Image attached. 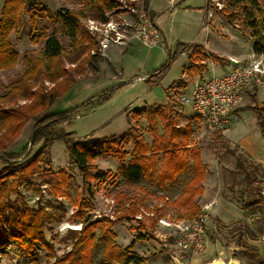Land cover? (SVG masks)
Returning a JSON list of instances; mask_svg holds the SVG:
<instances>
[{
  "label": "rangeland",
  "instance_id": "rangeland-1",
  "mask_svg": "<svg viewBox=\"0 0 264 264\" xmlns=\"http://www.w3.org/2000/svg\"><path fill=\"white\" fill-rule=\"evenodd\" d=\"M29 1L28 6H31L24 13L19 34L15 36L12 33L10 36L19 59L12 68L0 70V93L5 92V86L14 81L25 68L24 53L36 58L41 57V46L46 35L50 33L61 42L63 53L58 62L46 60L49 70L56 69L60 61L66 66H72L69 62L76 58V63H79L89 58L92 51H96L98 47V38L89 32L86 25L87 19H98L97 1ZM116 1L121 10L104 11L103 16L106 17V14L111 12L118 22L134 18L132 12L123 8V5L129 6L134 2L135 6L144 7L143 0ZM2 3L3 0H0V12ZM149 4L160 19V27L164 33L162 44L140 47L133 40L124 45L110 43L105 49V56L96 55L99 58V69H85L72 90L57 101L54 110L80 105L91 97H95L92 102L94 103L99 93L109 88L113 89L111 96L101 103L96 102L93 107L89 105L83 108L77 116L66 122L53 126L45 154L35 171L26 176L14 190L3 192L0 189L4 196L2 224L5 228L9 229L12 222L18 220L25 211L30 216L40 215V241L26 252L16 241L10 240L0 249V264L52 263L73 248L76 230L81 226V219L74 216L77 208L73 200L81 193L82 180L80 171L68 158L67 142L122 135L129 131L131 126H135L145 141L151 144L154 136L144 116L132 115V111L167 103L172 108L177 124H189L192 131L188 139L189 144L185 148L188 152V168L173 181L159 185L155 179L157 169L147 177L131 181L118 172V160L113 155L98 157L94 162L106 176L102 182L92 186L93 195L89 197L92 209L87 210L86 214L92 218L113 219L130 200H134L143 216L131 221H119L112 227L115 233L114 241L121 247L127 246L139 232V229L135 228L137 224L140 225L139 221L150 225L151 218L155 219L153 236L139 241L132 249L143 259L141 264H175L173 257L181 264L231 261L237 264H264V203L256 210L242 208V202L252 199L253 194L244 177L245 173L235 166L236 154H239L248 166L250 178L255 180L253 183L264 180V164L246 160L248 157H260L264 160V136L258 128L249 94L241 105L244 109H240L237 123L229 124L224 134L205 129L190 106L180 104L177 97L180 91L188 95L191 84L200 77L199 74L185 71L189 65L188 55L191 48L185 49L183 45L198 44L217 56L227 59L234 54L238 56L239 61H245L246 57L254 53L251 47L253 40L262 36L264 41V30L259 28L254 35L252 29L244 22L246 15H243L239 6H232L234 17L232 23H229L219 12V8L224 6L223 0L212 1L209 10L206 9V0H176L174 3H168V0H149ZM65 8L85 14L79 18L81 34L90 33L97 41L96 46L86 45L82 36L76 40L63 33L56 11ZM147 12L154 18L155 15L149 7ZM121 30L123 31V27ZM126 33H129V30H126ZM168 54L172 56V60H169ZM204 61L206 69L201 74L204 78L211 75L212 65L216 74L228 71L231 66L228 61L221 63L206 57ZM166 64V68L158 76H148L149 72ZM45 84L50 86L51 82L45 79ZM255 89L258 100L264 102V84ZM22 101L19 99V102ZM32 125L31 119L24 124L10 150L21 152L29 147ZM155 130L158 135L163 134L161 121L157 122ZM132 143L131 138L125 142L128 152ZM190 148L199 150L201 160L206 164V172L201 182L203 192L196 197L199 211L203 210L206 204H211L203 211L206 213V247L201 254L176 256L173 253L175 247L172 230L161 225L158 218L165 217L172 221L183 219V211L177 209L173 201L192 175ZM153 152L154 149H150L149 153ZM156 154L159 167L161 152L156 151ZM21 157L22 154L18 159ZM2 165L3 160L0 159V168ZM57 170H64L70 176L68 185L65 186L67 196L57 195L52 189L53 180L49 171ZM239 239L252 248L254 254L248 253L246 247L240 246ZM101 250L102 243L99 241L92 254V264H101Z\"/></svg>",
  "mask_w": 264,
  "mask_h": 264
},
{
  "label": "trees",
  "instance_id": "trees-1",
  "mask_svg": "<svg viewBox=\"0 0 264 264\" xmlns=\"http://www.w3.org/2000/svg\"><path fill=\"white\" fill-rule=\"evenodd\" d=\"M88 1L89 3L97 1L99 5L97 17L99 20L106 19L103 16L104 11L121 10L120 4L116 0ZM212 1L214 0H206L207 10L211 9ZM223 1L224 6L219 8V12L229 23H232L234 17L232 6H239L243 15H246L244 22L252 29L254 35H256L259 28L264 30V0ZM29 2V0H3L0 12V70L10 69L18 62L19 54L13 48L10 36L12 33L15 36L19 34L24 13L31 6H28ZM130 4L134 5V2ZM148 5L149 0H143V6L146 11ZM83 16L85 14L81 11H73L66 8L56 11V17L64 34L76 40L82 36V38H85L86 45L94 47L97 45L94 35L92 36L87 32L86 34H81L82 26L79 18ZM31 21L33 23V19ZM33 38L34 35L32 34ZM183 48H191L188 55L189 65L185 68V71L191 74L194 73L201 76L204 69H206L204 57L212 61H220L221 63L230 61L228 58L226 59L206 51L203 46L198 44H186L183 45ZM252 50L254 53H264L262 36H258V39L253 40ZM62 53L63 46L58 38L53 33L46 35L41 46V57L36 58L24 53L25 68L14 81L5 86V92L0 93V159L3 160V165L0 168V189L3 192L14 190L24 181L26 176L35 171L45 154L50 130L53 126L66 122L71 117L77 116L83 108L89 105L93 107L96 102L101 103L112 94L113 89L109 88L99 93L94 103L92 102L95 97H91L80 105L54 110L57 101L72 90L80 80L79 75L85 69H90L91 71L99 69L97 54H91L89 58L79 63H76V58L70 61L69 63H72V66H66L65 63L60 61L56 69L49 70L46 60L58 62ZM168 58L172 60L170 54H168ZM166 66L167 64L152 70L148 73V76H158ZM45 79L51 82L50 86L45 84ZM122 83L120 84L122 85ZM248 94L258 128L264 136V102L258 100L255 88L249 91ZM19 99L23 101L19 102ZM240 109H244V107ZM140 114L144 116L148 128L153 133L154 138L151 144L145 141L135 126H131L130 130L122 135H109L88 141L66 143L68 158L81 173V193L79 197L73 200L77 208L74 211V216L81 219V226L76 230L77 236L73 248L61 258L47 264H92V254L99 241L102 243L101 264H141L143 262V259L133 252L132 249L139 241L153 236L155 219L151 218L150 225L144 221H139L140 225L137 224L135 227L139 229V232L135 234L131 242L125 247H121L114 241L115 233L112 230V227L117 222L131 221L136 218L139 206L134 200H130L127 206L120 210L113 219L105 217L92 218L86 214L87 210L92 209V204L89 201V197L93 195L92 186L97 182H102L106 176L105 172L100 170L94 162L98 157L113 155L118 160V172L131 181L147 177L157 169L155 179L159 185L173 181L188 168V152H186L185 148L189 144L188 139L192 132L189 124L178 125L175 116L172 114V108L168 103L149 106L142 110L133 109L132 115L139 116ZM30 119L33 120V125L29 147L21 152L10 150L11 144L20 135L24 124ZM158 121L163 123L164 131L162 135H158L155 130ZM129 138L133 140V143L131 150L128 152L125 149V142ZM150 149H154V152L149 153ZM156 151L161 152L159 167ZM189 151L192 159V175L173 201L176 204L175 207L177 206V209L183 211L181 217L188 219L197 216L201 211H199L196 197L203 192L201 182L206 172V164L201 160L200 151L195 148H190ZM21 154L22 157L18 159ZM235 166L245 173L244 177L251 194H253L252 199L242 202V208L259 209L260 205L264 203L262 195L264 192V180L258 181L257 184L253 183L255 180L250 178L247 172L248 166L243 162L239 154H236ZM49 173L53 180L52 189L54 192L57 195L67 196L65 186L68 185L70 176L64 170L49 171ZM3 199L4 196L0 193V249H3L10 240H14L24 251L29 252L35 243L40 241V232L38 230L40 227V215L30 216L25 211L7 229L2 224ZM238 244L246 247L248 253L254 254V250L241 239L238 240Z\"/></svg>",
  "mask_w": 264,
  "mask_h": 264
},
{
  "label": "built area",
  "instance_id": "built-area-1",
  "mask_svg": "<svg viewBox=\"0 0 264 264\" xmlns=\"http://www.w3.org/2000/svg\"><path fill=\"white\" fill-rule=\"evenodd\" d=\"M122 7L132 12L135 19L118 22L113 18L112 11L106 14L105 20L87 19L89 32L98 38V47L92 54L103 57L110 43L124 45L130 40L135 41L140 47L162 44V31L144 7L135 4ZM122 27L125 32L121 30ZM126 30H129V33H126ZM210 70L209 77L204 78L201 75L193 81L188 95L181 91L177 93L178 102L189 105L209 132L224 134L229 124L238 121L241 105L249 91L264 84V53H252L245 61L234 59L230 69L221 74ZM210 205L206 204L197 216L189 219L172 221L165 217L158 218L161 225L172 230L174 255L187 256L204 252L206 213L203 211ZM142 216L139 212L136 218Z\"/></svg>",
  "mask_w": 264,
  "mask_h": 264
},
{
  "label": "crops",
  "instance_id": "crops-1",
  "mask_svg": "<svg viewBox=\"0 0 264 264\" xmlns=\"http://www.w3.org/2000/svg\"><path fill=\"white\" fill-rule=\"evenodd\" d=\"M176 0H168V3H174ZM174 6V5H173ZM148 7H149V9L153 12V9L151 8V6H150V4L148 5ZM153 14L155 15L154 16V19H155V21H156V23L158 24V26L160 27V22H159V17L153 12ZM207 26V25H206ZM160 29H161V31H162V34H164L163 33V30H162V28L160 27ZM130 42V41H129ZM252 47V46H251ZM250 47V48H251ZM248 54H246V56H247ZM238 58V56L237 55H234V54H231L230 56H229V62H228V64H230V65H232L233 64V61L232 60H239V59H237ZM247 58V57H246ZM210 69H213V70H215V68H214V66L212 65V67L210 68ZM235 123H237V122H234L233 123V125L235 124ZM229 132V131H228ZM248 160H250V161H255L256 163H261V164H264V160L262 159V158H258L257 159V157L256 158H251V157H248L247 158Z\"/></svg>",
  "mask_w": 264,
  "mask_h": 264
},
{
  "label": "water",
  "instance_id": "water-1",
  "mask_svg": "<svg viewBox=\"0 0 264 264\" xmlns=\"http://www.w3.org/2000/svg\"><path fill=\"white\" fill-rule=\"evenodd\" d=\"M262 195H263V199H264V192H263ZM173 260L175 261V264H181L176 257H173ZM210 264H237V263L235 261H231V262H228V263L213 262V263H210Z\"/></svg>",
  "mask_w": 264,
  "mask_h": 264
}]
</instances>
